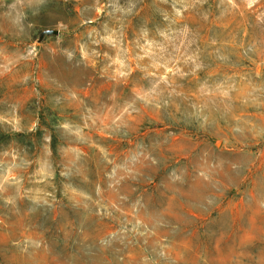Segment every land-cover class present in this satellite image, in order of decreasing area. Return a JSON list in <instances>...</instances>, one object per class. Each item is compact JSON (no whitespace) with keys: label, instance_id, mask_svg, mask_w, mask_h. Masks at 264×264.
I'll use <instances>...</instances> for the list:
<instances>
[{"label":"rangeland","instance_id":"374dc122","mask_svg":"<svg viewBox=\"0 0 264 264\" xmlns=\"http://www.w3.org/2000/svg\"><path fill=\"white\" fill-rule=\"evenodd\" d=\"M0 264H264V0H0Z\"/></svg>","mask_w":264,"mask_h":264},{"label":"water","instance_id":"95a60500","mask_svg":"<svg viewBox=\"0 0 264 264\" xmlns=\"http://www.w3.org/2000/svg\"><path fill=\"white\" fill-rule=\"evenodd\" d=\"M45 33L51 34V33H57V31H47Z\"/></svg>","mask_w":264,"mask_h":264}]
</instances>
